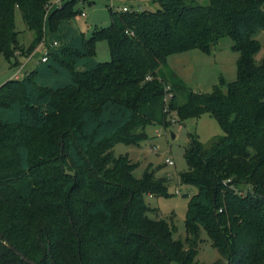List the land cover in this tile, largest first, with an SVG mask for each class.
I'll return each instance as SVG.
<instances>
[{
	"label": "trees",
	"instance_id": "1",
	"mask_svg": "<svg viewBox=\"0 0 264 264\" xmlns=\"http://www.w3.org/2000/svg\"><path fill=\"white\" fill-rule=\"evenodd\" d=\"M92 1L0 0V55L14 70L25 66L16 7L34 33L27 49L49 48L0 84V264H32L15 249L34 264H198L201 228L221 254L211 264H264V0H156L85 36L71 22ZM223 37L239 53L233 81L195 90L168 68L171 54H210ZM102 38L107 61L95 58ZM204 113L224 133L190 134L180 180L197 190L176 238L146 200L170 195L167 177L150 166L137 177L113 146Z\"/></svg>",
	"mask_w": 264,
	"mask_h": 264
},
{
	"label": "rangeland",
	"instance_id": "2",
	"mask_svg": "<svg viewBox=\"0 0 264 264\" xmlns=\"http://www.w3.org/2000/svg\"><path fill=\"white\" fill-rule=\"evenodd\" d=\"M55 1L61 2V0ZM207 1L200 0L202 3H207ZM76 6L84 11L85 15L78 13L72 19L71 24L78 32L90 36L96 27L110 25L113 15L119 14L125 6L130 10H156L160 4L156 0H93L90 3L78 2ZM15 22L20 39L17 53L22 64L25 65L24 70H29L34 62L38 61V53L44 45L43 42L39 43L31 52L27 49L34 33L27 28L18 7L15 9ZM257 37L264 42L263 32H260ZM231 45V38L223 37L210 54L199 49L175 53L168 57L167 66L193 89L211 91L214 84L219 82L220 76H223L227 81H233L237 77L239 53L233 50ZM263 55L264 45L257 57L260 58ZM95 58L99 61L111 59L106 39L97 40ZM15 71L12 63L4 54H1L0 84ZM145 132L147 137L139 144L117 141L113 146V151L115 155H127L137 163L134 170L137 177H141L148 166L155 170L157 176L167 177L169 196L146 195L149 205L156 208V211H150L149 215L170 221L174 226V237L184 239L186 236L185 215L189 196L197 190L196 186L182 183L180 180V174L187 169L184 152L189 143L190 134H197L203 142L208 143L214 137L222 135L224 129L215 117L204 113L198 117H190L183 122L170 123L168 126L160 123L149 124L145 127ZM166 158H171L174 163H168ZM186 193L189 196H186ZM219 258H221L220 252L212 245L206 230L201 228V241L196 255L198 264H211Z\"/></svg>",
	"mask_w": 264,
	"mask_h": 264
},
{
	"label": "built area",
	"instance_id": "3",
	"mask_svg": "<svg viewBox=\"0 0 264 264\" xmlns=\"http://www.w3.org/2000/svg\"><path fill=\"white\" fill-rule=\"evenodd\" d=\"M129 8L127 6L123 7L122 10H128ZM83 15H85L84 11L82 12ZM55 44H57V42L55 41ZM41 52V60L42 61H46L48 59V54H49V48L47 46H44L40 49ZM24 72V66L22 65L19 69H17L14 72V76L15 77H19L22 76ZM177 122V120L175 118H172V123ZM166 161L170 164L174 163L173 160L171 158H166Z\"/></svg>",
	"mask_w": 264,
	"mask_h": 264
},
{
	"label": "water",
	"instance_id": "4",
	"mask_svg": "<svg viewBox=\"0 0 264 264\" xmlns=\"http://www.w3.org/2000/svg\"><path fill=\"white\" fill-rule=\"evenodd\" d=\"M12 248H13V246L12 245H10ZM16 250V252L24 259V260H26L27 262H30V263H32V264H34L35 262L32 260V259H30L28 256H26V255H24V254H22L18 249H15Z\"/></svg>",
	"mask_w": 264,
	"mask_h": 264
},
{
	"label": "crops",
	"instance_id": "5",
	"mask_svg": "<svg viewBox=\"0 0 264 264\" xmlns=\"http://www.w3.org/2000/svg\"><path fill=\"white\" fill-rule=\"evenodd\" d=\"M182 53V52H181ZM171 55H173V54H171ZM238 58V57H237Z\"/></svg>",
	"mask_w": 264,
	"mask_h": 264
}]
</instances>
